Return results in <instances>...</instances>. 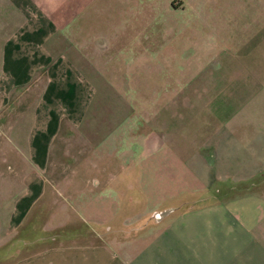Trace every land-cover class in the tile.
<instances>
[{
	"label": "crops",
	"instance_id": "obj_1",
	"mask_svg": "<svg viewBox=\"0 0 264 264\" xmlns=\"http://www.w3.org/2000/svg\"><path fill=\"white\" fill-rule=\"evenodd\" d=\"M187 2L0 0V264H264V97L260 115L213 128L148 129L143 158L132 143L94 146L121 137L125 116L97 98L100 59L151 40ZM196 190L216 195L178 206Z\"/></svg>",
	"mask_w": 264,
	"mask_h": 264
},
{
	"label": "rangeland",
	"instance_id": "obj_2",
	"mask_svg": "<svg viewBox=\"0 0 264 264\" xmlns=\"http://www.w3.org/2000/svg\"><path fill=\"white\" fill-rule=\"evenodd\" d=\"M191 2V5L187 2L184 10L175 11L171 20L164 15L155 21L151 40L127 42L123 49L115 51V56L100 59L101 76L109 89L97 90V98L120 99L121 106L110 105L105 107V112L113 115V109H120L125 116L120 119L121 123L113 124L114 132H121V137L100 139L97 135L93 140L101 144L95 147L107 148L109 140L121 142L122 148L132 143V147L138 148V157L143 158L140 143L144 152L149 151L151 145L145 136L148 129L164 131L165 136H169L181 128L188 132L204 130L211 124L213 128L216 123L210 121L216 116L241 119L261 114L264 0ZM136 46L146 48L137 53L134 52ZM129 131H133V137L125 139L130 136ZM78 168L81 170L82 166ZM74 181L81 182L76 173ZM184 193L180 194L181 201L182 197L198 194L195 201L178 206L216 195L213 192L201 195L200 190L187 193L189 195ZM141 198L138 190L137 202L128 210L141 209ZM152 218L146 214L127 225L121 234L133 233L139 224Z\"/></svg>",
	"mask_w": 264,
	"mask_h": 264
},
{
	"label": "flooded vegetation",
	"instance_id": "obj_3",
	"mask_svg": "<svg viewBox=\"0 0 264 264\" xmlns=\"http://www.w3.org/2000/svg\"><path fill=\"white\" fill-rule=\"evenodd\" d=\"M156 134L158 135V133H155V134H153V136H151V137H149V136H148V137L146 136V137H147V138H150L149 140H151L152 138L155 139V137H156L155 135H156Z\"/></svg>",
	"mask_w": 264,
	"mask_h": 264
}]
</instances>
